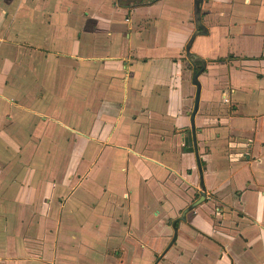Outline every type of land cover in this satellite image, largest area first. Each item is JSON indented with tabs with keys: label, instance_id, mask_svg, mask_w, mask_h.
Wrapping results in <instances>:
<instances>
[{
	"label": "crops",
	"instance_id": "crops-1",
	"mask_svg": "<svg viewBox=\"0 0 264 264\" xmlns=\"http://www.w3.org/2000/svg\"><path fill=\"white\" fill-rule=\"evenodd\" d=\"M198 2L0 0V264H264V0Z\"/></svg>",
	"mask_w": 264,
	"mask_h": 264
},
{
	"label": "trees",
	"instance_id": "trees-1",
	"mask_svg": "<svg viewBox=\"0 0 264 264\" xmlns=\"http://www.w3.org/2000/svg\"><path fill=\"white\" fill-rule=\"evenodd\" d=\"M158 0H116V2L120 5V6H123V7H127V8H134L136 6H140V5H148V4H151V3H154ZM193 59H196L195 56H192ZM198 61L195 60V63H197ZM202 65L198 68H200L199 70L201 69H204V60L202 61ZM198 72V69L196 70V73Z\"/></svg>",
	"mask_w": 264,
	"mask_h": 264
},
{
	"label": "water",
	"instance_id": "water-1",
	"mask_svg": "<svg viewBox=\"0 0 264 264\" xmlns=\"http://www.w3.org/2000/svg\"><path fill=\"white\" fill-rule=\"evenodd\" d=\"M199 0H196V4H197V9L200 10V4L198 2ZM188 56L189 57H192V55L190 53H188ZM201 72H197L195 74V79L198 77V75L200 74ZM199 100H200V84H198V88H197V94H196V101H195V110H194V113H196V111L198 110V106H199Z\"/></svg>",
	"mask_w": 264,
	"mask_h": 264
},
{
	"label": "rangeland",
	"instance_id": "rangeland-1",
	"mask_svg": "<svg viewBox=\"0 0 264 264\" xmlns=\"http://www.w3.org/2000/svg\"><path fill=\"white\" fill-rule=\"evenodd\" d=\"M147 260H148L147 257H140L137 259L138 263H135V264H150V261H147Z\"/></svg>",
	"mask_w": 264,
	"mask_h": 264
},
{
	"label": "built area",
	"instance_id": "built-area-1",
	"mask_svg": "<svg viewBox=\"0 0 264 264\" xmlns=\"http://www.w3.org/2000/svg\"><path fill=\"white\" fill-rule=\"evenodd\" d=\"M226 101H228L229 99L226 97V99H225Z\"/></svg>",
	"mask_w": 264,
	"mask_h": 264
}]
</instances>
